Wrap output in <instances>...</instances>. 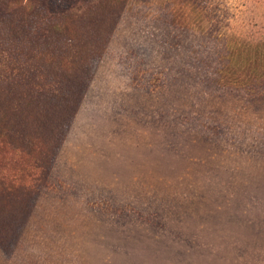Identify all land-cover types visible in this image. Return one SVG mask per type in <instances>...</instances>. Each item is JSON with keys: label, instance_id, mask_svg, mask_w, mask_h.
<instances>
[{"label": "rangeland", "instance_id": "1", "mask_svg": "<svg viewBox=\"0 0 264 264\" xmlns=\"http://www.w3.org/2000/svg\"><path fill=\"white\" fill-rule=\"evenodd\" d=\"M46 1L66 10L97 0ZM177 18L186 35L179 49L164 30ZM112 27L106 52L91 62L92 77L75 116L69 112L85 84L57 82L46 92L48 118H55L58 128L47 151L45 180L12 201L6 213L14 217L15 228L7 232L0 222V264H264V235L250 237L246 231L231 241L235 259L182 263L128 254L119 262L108 249L115 232L127 228L120 220L141 212L129 199L143 198L146 178L163 179L170 162L159 154L164 149L183 153L175 160L183 159L191 169H219L209 173L205 200L213 213L232 211L236 183L258 182L255 199L239 194L237 203L242 199L246 215L260 208L255 219L264 227V85L251 93L220 89L192 79L184 69L193 66L197 51L209 60L230 51L238 59L264 52V0H131ZM201 64L208 72L216 67ZM243 101L251 104L248 112ZM254 104L261 106L258 113L250 110ZM6 161L0 153V165ZM212 215L208 225L216 223ZM223 228L222 238L231 240V219ZM101 234L112 235L105 243Z\"/></svg>", "mask_w": 264, "mask_h": 264}, {"label": "trees", "instance_id": "2", "mask_svg": "<svg viewBox=\"0 0 264 264\" xmlns=\"http://www.w3.org/2000/svg\"><path fill=\"white\" fill-rule=\"evenodd\" d=\"M129 3L131 0H97L84 7L57 10L46 0L44 3L42 0H0V153L7 156V161L0 165V222L7 232L15 228L14 217L6 213L12 201L20 194L37 190L45 180L47 151L58 128L56 119L48 118L49 110L44 104L46 92L57 82L78 79L85 85L77 91L69 115L77 114L88 90L86 82L92 77L91 62L106 52L111 36L109 29L118 24V18ZM166 26L165 33L176 40L172 44L181 48L186 35L179 19ZM196 53L193 66H184L192 79L246 93L257 92L264 85V52L238 59L230 51L220 55L225 61L216 55L209 60ZM205 62L207 66L216 67L208 72L201 64ZM250 105L243 101L244 111L248 112ZM260 109V105L254 104L250 110L258 113ZM195 111L203 113L204 109ZM46 125L48 127L42 129ZM182 133L185 139L191 138L188 131ZM175 150L159 152L170 160L163 167V179L146 178L148 188L143 191V198L129 199L141 212H129L128 221L120 220L121 224L127 223V228L117 230L113 237L115 244L108 247L116 253L119 262L121 259L126 262L124 258L128 254H131L129 259L137 256L145 259L152 254L157 259H175L182 263L190 259H225V256L235 259L237 252L232 249L231 241L236 240L237 235L242 231L248 232L250 237L264 235V227L255 219L260 208L246 215L241 210L245 206L242 199L237 203L239 194L255 199L252 195L256 187H260L258 182L250 183V179H246L240 182L242 185L236 183L235 193L239 194L232 203V211L217 208V214L213 213L205 200L210 192L209 173H219V169L210 165L191 169L183 159L175 160V156L183 155ZM234 176L237 181L236 173ZM219 177L217 183L220 184ZM168 178L171 179L168 181ZM221 186L225 188L224 184ZM143 212L149 217H140ZM212 214L217 216L216 223L208 225L207 219L214 216ZM229 218L233 230H230L232 239L227 241L221 233ZM142 220L147 223L138 222ZM211 232L220 234L213 237ZM111 235L101 234V241L106 243ZM212 247L216 248L214 252Z\"/></svg>", "mask_w": 264, "mask_h": 264}]
</instances>
